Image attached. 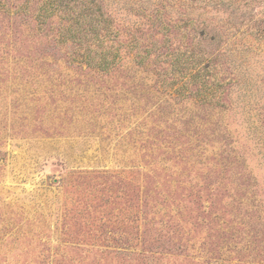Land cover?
Returning <instances> with one entry per match:
<instances>
[{
	"label": "rangeland",
	"instance_id": "rangeland-1",
	"mask_svg": "<svg viewBox=\"0 0 264 264\" xmlns=\"http://www.w3.org/2000/svg\"><path fill=\"white\" fill-rule=\"evenodd\" d=\"M0 264H264V0H0Z\"/></svg>",
	"mask_w": 264,
	"mask_h": 264
},
{
	"label": "trees",
	"instance_id": "trees-1",
	"mask_svg": "<svg viewBox=\"0 0 264 264\" xmlns=\"http://www.w3.org/2000/svg\"><path fill=\"white\" fill-rule=\"evenodd\" d=\"M88 62V64H91L92 63V60H91V58H89V60H87ZM102 61L105 63V64H107V63H109V62H107L105 59L104 60H101V63H102Z\"/></svg>",
	"mask_w": 264,
	"mask_h": 264
}]
</instances>
